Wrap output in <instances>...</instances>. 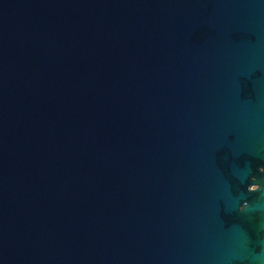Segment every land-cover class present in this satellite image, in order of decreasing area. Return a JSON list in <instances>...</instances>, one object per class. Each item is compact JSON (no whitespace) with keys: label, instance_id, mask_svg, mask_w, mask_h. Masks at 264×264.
Segmentation results:
<instances>
[{"label":"water","instance_id":"95a60500","mask_svg":"<svg viewBox=\"0 0 264 264\" xmlns=\"http://www.w3.org/2000/svg\"><path fill=\"white\" fill-rule=\"evenodd\" d=\"M0 264H264V0H0Z\"/></svg>","mask_w":264,"mask_h":264}]
</instances>
